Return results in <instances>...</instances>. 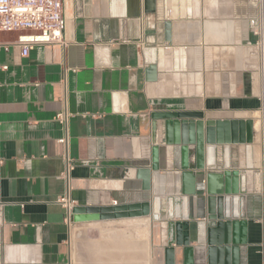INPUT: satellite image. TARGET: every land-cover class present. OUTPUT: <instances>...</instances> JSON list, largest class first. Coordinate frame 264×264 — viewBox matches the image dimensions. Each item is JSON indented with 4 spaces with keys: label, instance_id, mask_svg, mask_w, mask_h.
<instances>
[{
    "label": "crops",
    "instance_id": "obj_1",
    "mask_svg": "<svg viewBox=\"0 0 264 264\" xmlns=\"http://www.w3.org/2000/svg\"><path fill=\"white\" fill-rule=\"evenodd\" d=\"M245 3L65 0V44L36 46L26 57L15 44L17 34L0 33V264H166L165 219L68 225L59 200L69 191L78 207L105 208L160 196L161 216L168 214L166 200L181 195L180 151L165 145V120L153 115L187 111L228 119L251 110L241 106L260 107V74L255 88L238 74V95L231 99L211 94L213 86L228 85L222 71L244 67ZM247 6L253 23L259 7ZM230 15L238 46L231 61ZM150 67L156 68L155 81ZM64 110L67 144L59 143L65 129L56 119ZM154 147L160 170L147 191L138 172L151 167ZM219 155L221 165L222 150ZM190 166L194 170V155ZM232 169L246 176L242 166ZM197 174L198 197L191 198L188 223L191 246L204 253L196 252L194 264H207L206 183L204 173ZM241 195L249 243L241 247L240 264H262L256 248L263 235L262 197L242 186ZM173 248L174 264H185L183 249Z\"/></svg>",
    "mask_w": 264,
    "mask_h": 264
},
{
    "label": "water",
    "instance_id": "obj_2",
    "mask_svg": "<svg viewBox=\"0 0 264 264\" xmlns=\"http://www.w3.org/2000/svg\"><path fill=\"white\" fill-rule=\"evenodd\" d=\"M150 0H146L148 3ZM165 41L172 43V24L165 23ZM150 80H156V68L150 67ZM165 120V145L180 151V196L166 200L169 211L161 216L162 199L155 196L151 202L120 205L105 208L76 207L72 221L99 222L126 218L150 217L152 222L164 219L168 230V248L165 250L166 264H174L175 248L183 249L185 264H194L196 252L203 257L201 247L191 246L190 215L188 207L192 197H198V172L204 173L206 183V209L208 229L204 242L207 264H240L241 247L248 245V229L244 206L246 196L241 195L242 175L233 170L222 157L232 146H249L255 142L254 120L245 118L214 119L203 112H163L154 114ZM194 149V150H193ZM247 157L251 149L246 148ZM195 157V168L190 169L191 157ZM230 156V155H229ZM159 147L152 150V165L138 172L144 180L143 189L151 191L153 175L160 170ZM222 168V170L220 169ZM203 206L200 199H196ZM231 208V209H230ZM179 220L182 222H174ZM164 222V221H163ZM198 236V235H197Z\"/></svg>",
    "mask_w": 264,
    "mask_h": 264
},
{
    "label": "built area",
    "instance_id": "obj_3",
    "mask_svg": "<svg viewBox=\"0 0 264 264\" xmlns=\"http://www.w3.org/2000/svg\"><path fill=\"white\" fill-rule=\"evenodd\" d=\"M256 2L260 7V13L253 23L255 39L249 43V46L256 50L259 61V74L263 88L259 97V112L264 129V0H256ZM67 24L65 0H0V33L17 34L15 44L22 48V55L25 57L36 46L65 44ZM56 119L65 129V137L60 139L59 143L67 144L69 119L67 110L57 114ZM59 201L66 209L65 222L70 225L77 203L71 198L69 191ZM261 223L263 235L256 248L264 264V216Z\"/></svg>",
    "mask_w": 264,
    "mask_h": 264
},
{
    "label": "rangeland",
    "instance_id": "obj_4",
    "mask_svg": "<svg viewBox=\"0 0 264 264\" xmlns=\"http://www.w3.org/2000/svg\"><path fill=\"white\" fill-rule=\"evenodd\" d=\"M245 2H246L245 3L246 4V17H245V24L243 27L244 34H245L244 35L245 40H244V45L240 46V49H243V51H244V67L243 68L240 67L239 70H236L235 67H232V65H230L229 70L222 71V73H224V77H228V85L224 84V86H222V87L213 86L212 91H211V94L213 96L224 95V96L228 97L227 99H231L232 97L237 96L238 93L236 91V83L238 82V74H239V79H240V75L242 76V74H244L245 83H248V84L253 83L254 88L256 86V74H259L258 69L256 72L257 55H256V50L255 49L253 50L249 46V43L255 39L252 27H253V23H255L256 20L253 23L250 22V20H249L250 15H249V11H248L249 6H247V5L250 2L254 3V4H257V2H256V0H245ZM258 7H259V5H258ZM259 13H260V7H259ZM259 13H258V16H259ZM231 17H232V15H230V22H229V35L230 36H229L228 45H227L228 50L230 51V54H229V60L230 61H231L232 56L235 55V54H232V51L236 50V48L238 47L236 39L232 38L233 33H234L233 31L235 29L232 25ZM249 47H250V49H247ZM214 73H216V72L214 71ZM241 105L242 104L238 103V102L234 103V107H238ZM233 115L236 116L237 118H245V119H253L254 120V131H255L256 139H255V142H254L253 148H252L253 160L249 161V158L247 157V151H246L245 146H232L230 151H229V155H230V163L232 166H242L243 167V171H244V173H246L245 177L247 179V182H249V180H248L249 175L253 177L252 178L253 179L252 185L250 184V187H249V185L245 184V188L246 187H248V189L251 188L253 192H255L256 194H258L262 197L263 216H264V186H263L264 185V181H263L264 180V174H262V171H264V168H262V170H261L260 166L258 165L259 158H261V155L264 151V129H263V123H262L263 122L262 116L259 112V109L238 111L236 113H233ZM250 163H252V164L250 165ZM257 185H259L258 187L260 189H256ZM256 190H258V191H256ZM263 216H262V218H263Z\"/></svg>",
    "mask_w": 264,
    "mask_h": 264
},
{
    "label": "bare ground",
    "instance_id": "obj_5",
    "mask_svg": "<svg viewBox=\"0 0 264 264\" xmlns=\"http://www.w3.org/2000/svg\"><path fill=\"white\" fill-rule=\"evenodd\" d=\"M245 35V34H244ZM239 38V37H238ZM243 39V38H242ZM247 49H250V47L249 48H247ZM254 50V49H253ZM263 120V119H262ZM246 148H249V149H251V151H250V153H249V161H251V160H253V151H252V148H253V145H249V146H245ZM224 161L227 163V164H229V162H230V156H229V152L227 151V153H226V155H225V157H224ZM241 161V160H240ZM252 163H250V165H251ZM258 165L260 166V168H261V170H262V168H264V151H263V153H262V155H261V158H259V163H258ZM261 173V172H260ZM259 174V173H258ZM262 174H264V171H262ZM261 175V174H260ZM262 177V176H261ZM251 178V176L249 175V182H247V179H246V177H244V176H242V184H241V186H242V188H245V184L246 185H249V183L251 184V181L253 180V179H250ZM262 180V179H261ZM264 181V180H263ZM261 183V182H260ZM263 184V183H262ZM261 184V185H262ZM259 185H257L256 187V189H260L259 187H258ZM264 186V185H263ZM247 189H248V187H246ZM263 188V187H262ZM256 191H258V190H256ZM263 191V190H262ZM261 191V192H262ZM260 192V191H259ZM256 200V199H255ZM258 200V199H257ZM254 202V201H253ZM258 204V203H257ZM259 204H260V202H259ZM256 209V208H255ZM257 210V209H256ZM259 211V210H258ZM257 212V211H256ZM255 214V213H254Z\"/></svg>",
    "mask_w": 264,
    "mask_h": 264
},
{
    "label": "trees",
    "instance_id": "obj_6",
    "mask_svg": "<svg viewBox=\"0 0 264 264\" xmlns=\"http://www.w3.org/2000/svg\"><path fill=\"white\" fill-rule=\"evenodd\" d=\"M239 108H244V109H255V108H253V107H249V106H241V107H239Z\"/></svg>",
    "mask_w": 264,
    "mask_h": 264
}]
</instances>
